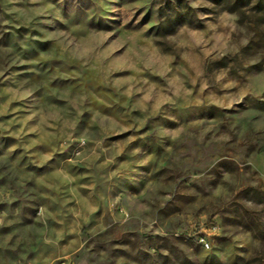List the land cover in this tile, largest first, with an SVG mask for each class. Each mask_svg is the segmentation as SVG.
<instances>
[{"label": "rangeland", "instance_id": "obj_1", "mask_svg": "<svg viewBox=\"0 0 264 264\" xmlns=\"http://www.w3.org/2000/svg\"><path fill=\"white\" fill-rule=\"evenodd\" d=\"M0 264H264V0H0Z\"/></svg>", "mask_w": 264, "mask_h": 264}, {"label": "built area", "instance_id": "obj_2", "mask_svg": "<svg viewBox=\"0 0 264 264\" xmlns=\"http://www.w3.org/2000/svg\"><path fill=\"white\" fill-rule=\"evenodd\" d=\"M202 242H204L205 244H207L206 240L204 238H201Z\"/></svg>", "mask_w": 264, "mask_h": 264}]
</instances>
